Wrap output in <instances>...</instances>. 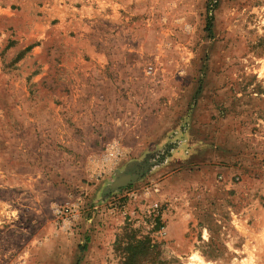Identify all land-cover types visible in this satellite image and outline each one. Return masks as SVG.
Instances as JSON below:
<instances>
[{
	"label": "rangeland",
	"instance_id": "rangeland-1",
	"mask_svg": "<svg viewBox=\"0 0 264 264\" xmlns=\"http://www.w3.org/2000/svg\"><path fill=\"white\" fill-rule=\"evenodd\" d=\"M210 3L0 0V264H264V0Z\"/></svg>",
	"mask_w": 264,
	"mask_h": 264
},
{
	"label": "trees",
	"instance_id": "trees-1",
	"mask_svg": "<svg viewBox=\"0 0 264 264\" xmlns=\"http://www.w3.org/2000/svg\"><path fill=\"white\" fill-rule=\"evenodd\" d=\"M219 0H211L209 12L215 10ZM214 15H208L206 31L212 33V26ZM157 246L152 244L149 240H136L134 237L123 248L124 251V264H144V262L154 263L157 255Z\"/></svg>",
	"mask_w": 264,
	"mask_h": 264
},
{
	"label": "water",
	"instance_id": "water-1",
	"mask_svg": "<svg viewBox=\"0 0 264 264\" xmlns=\"http://www.w3.org/2000/svg\"><path fill=\"white\" fill-rule=\"evenodd\" d=\"M127 177L125 180H122V177ZM131 177L126 174H120L119 178L116 179V181L113 183V185L110 187V190H116L124 185H126L130 181Z\"/></svg>",
	"mask_w": 264,
	"mask_h": 264
},
{
	"label": "bare ground",
	"instance_id": "bare-ground-1",
	"mask_svg": "<svg viewBox=\"0 0 264 264\" xmlns=\"http://www.w3.org/2000/svg\"><path fill=\"white\" fill-rule=\"evenodd\" d=\"M126 178H127V177H124V176H123V177H122V180H125Z\"/></svg>",
	"mask_w": 264,
	"mask_h": 264
}]
</instances>
